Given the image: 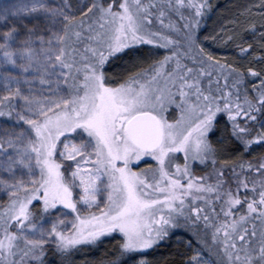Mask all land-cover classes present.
Listing matches in <instances>:
<instances>
[{"label":"snow or ice","instance_id":"6c2138e0","mask_svg":"<svg viewBox=\"0 0 264 264\" xmlns=\"http://www.w3.org/2000/svg\"><path fill=\"white\" fill-rule=\"evenodd\" d=\"M253 7L264 22V0L244 12ZM211 10L209 0L75 8L19 0L0 9V117L14 120L0 128V188L9 196L0 264H44L48 244L71 264L73 250L109 236L117 246L98 264H160L148 251L177 228L200 247L175 264H264V152L244 158L254 145L264 149V52L235 28L201 39ZM209 38L261 66L222 60L205 47ZM259 41L264 49V32ZM172 105L178 115L166 114ZM195 162L211 172L194 175Z\"/></svg>","mask_w":264,"mask_h":264},{"label":"rangeland","instance_id":"374dc122","mask_svg":"<svg viewBox=\"0 0 264 264\" xmlns=\"http://www.w3.org/2000/svg\"><path fill=\"white\" fill-rule=\"evenodd\" d=\"M18 2H19V0H0V9L7 7V6H10V5H13V4H16ZM50 2L53 4H60L62 2V0H50ZM84 2H85V0H70V3L72 4L73 8H75L78 4H82ZM88 2H90V0H88ZM146 2H149V0H146ZM160 2H163V0H160ZM209 2L212 5V10L201 20V23H200L201 39H203L204 37H211L213 35L219 34L220 30L222 28H235V29H238L240 31V34L243 37L244 43L249 42L251 44H254L255 47H259L260 44H257V41H258V38L260 36V33L264 32V26H262V24H264V22L261 21V18L259 15L260 10L258 8L253 7L251 14L244 12L245 8L255 5L256 3H258V0H244V2L239 7H234V6L232 7L229 5V3L228 4L222 3L219 0H209ZM153 11H155V10H153ZM241 13H244V14L242 15ZM171 18L178 25H182L184 23V21H181L178 16L172 15ZM151 19L153 20V23L151 25L152 29L153 30L161 29V25L155 19V16L151 17ZM165 19L167 22V18H165ZM233 20L238 21V23L237 24L230 23ZM249 21L255 23V25H256V31L255 32H253V30L250 27H248ZM3 30H4L3 24L0 23V31H3ZM165 31H167V30H165ZM204 44L208 50L214 52L215 55L217 57L221 58L222 60H227L229 62H232L227 58L226 52L228 50H226V49H229V52H231L232 55H239L238 49L235 47V45H233L231 43L224 44V43H220V42H214L211 38H209L207 40H204ZM78 47L83 49V44L78 45ZM143 48L145 50L152 49L154 52L158 53L159 55H163V53L165 52V49L159 48L156 45H144ZM185 62L189 63V66H192L190 62H188V61H185ZM112 71L113 70L110 68L109 69V75L110 76H112ZM223 83H224L223 80H221V84H223ZM203 86L207 87L206 78L204 79ZM249 86L250 85H248V87ZM249 89H250V87H249ZM166 114L170 115V116L171 115H178V112L175 110V105L170 106L168 108V111ZM13 123H14V120H11L6 116L0 117V128H9V127H11V125ZM258 147H259L258 145H254L251 153H254ZM176 157H177V159L174 161V163H179V164L183 165V163H184L183 154L177 153ZM234 158L235 157H233V159ZM145 159L149 160V162H152L150 160V158H145ZM152 163H154V162H152ZM144 166L145 165L140 164L141 168ZM205 168L206 167L204 165L200 164L199 162L192 163L193 173L199 172L198 174H200ZM174 170L175 169L173 168V171ZM209 173L205 174L204 176H207ZM5 175H7V174H5ZM228 175H231V173L229 172ZM209 182H211V181H209ZM8 200H9L8 193L3 188H0V208H2L4 205H6ZM196 204L200 205L202 207H205L206 211L211 212V209L209 207H207V205H205V203L204 204L196 203ZM218 210L219 209L217 207V211ZM202 223L203 222L201 221V224ZM245 226H247V225H245ZM43 227L45 229L49 228L50 227V221H49V223L44 224ZM258 230H259V226H258ZM183 233H185V234H183ZM188 236L196 241V238L189 231H187L185 228H177V229H174L172 231L170 238L166 239L164 242H162L158 246L172 245L174 247L175 246L179 247V253H182L183 258H186V257L191 256L193 254V250L199 249V247H200L199 245L192 244V247L189 248L187 246V242L189 241L187 239ZM204 238L207 239L210 244L212 243L210 232ZM118 239H119L118 236H109V237L103 238V242L100 243L99 245H96V246H91V245L79 246L78 248L81 249L80 250L81 254L79 257L75 258V264H98L99 260L102 258L99 255H101V253L105 251V248L107 247V245L110 243L117 245ZM237 242L239 243V241H237ZM45 246L55 247L54 245H51V244H48ZM114 248H116V247H110L109 248L110 250H108V251H111V249H114ZM155 248L156 247H154L153 249L148 251V258L150 260L154 259V253H151V252H152V250H156ZM112 253H113V251H112ZM202 255L206 259L215 260L214 256L213 257L208 256L207 251H203Z\"/></svg>","mask_w":264,"mask_h":264},{"label":"trees","instance_id":"16d2710c","mask_svg":"<svg viewBox=\"0 0 264 264\" xmlns=\"http://www.w3.org/2000/svg\"><path fill=\"white\" fill-rule=\"evenodd\" d=\"M221 1L222 3H226L230 6H234V7H239L243 2L244 0H219ZM229 1V2H228ZM249 43V42H248ZM257 44H260V41H259V38H258V41H257ZM253 47L255 49V52L256 54H260L262 52H264V49H262L259 45V47H255V45L253 44ZM228 50L226 53H227V58L230 60V61H234L236 62L237 64H241L243 63L245 66L248 64L249 61L252 62L253 66L255 67H260L261 65L256 63V60L254 58V56L250 53L248 56H240L239 55H232L231 52H229V49H226ZM214 53V52H213ZM215 54V53H214ZM240 56V57H239ZM260 65V66H259ZM249 91L251 90V83H254L255 82V78H251L249 77ZM261 119H264V116L262 115H259L258 114V121L261 120ZM252 123V122H250ZM262 152H264V149L258 147L256 149V151L254 153H249L247 155H245V159L246 160H251V159H254L255 157L259 156ZM239 171V169H238ZM211 172V166L209 165L207 168H205L200 174H198L199 172H196V173H193L194 175H197V176H204L205 174ZM211 179H214V177H212ZM211 181V180H210ZM195 203H202L204 204V201H200V200H197ZM180 233V232H179ZM185 234V233H183ZM188 240H191L192 241V244L194 245H197L196 241L194 239H192L191 237L188 236L187 238ZM117 245L115 244H108L107 247L105 248V251L101 253V255H99L100 257H105V255H108L109 257L111 256V253L112 251L114 252V249H111V251H108L110 250L109 248L110 247H116ZM45 247V252H44V255H43V260H44V264H61V260L62 258L59 256V254L56 252L55 250V247L53 246H44ZM156 250H152L151 253H154V261H159L160 264H175V262H178L180 261L183 257L181 256H178L177 255V252H179V247H174L172 245H169V246H156L155 248ZM81 249L77 248L75 250L72 251L69 259L71 261V264H75V258L76 257H79L80 254H81Z\"/></svg>","mask_w":264,"mask_h":264},{"label":"flooded vegetation","instance_id":"af4514ba","mask_svg":"<svg viewBox=\"0 0 264 264\" xmlns=\"http://www.w3.org/2000/svg\"><path fill=\"white\" fill-rule=\"evenodd\" d=\"M245 211H246V209H245ZM254 223H255V224H257V226H259V225H260V221H254ZM246 227L248 228V230H249V231H251V230H252V224H251V223L247 224V226H246Z\"/></svg>","mask_w":264,"mask_h":264}]
</instances>
